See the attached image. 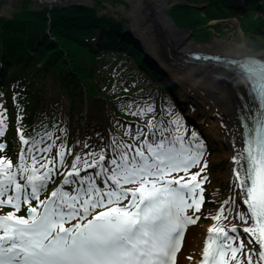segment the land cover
<instances>
[{
  "label": "snow or ice",
  "instance_id": "1",
  "mask_svg": "<svg viewBox=\"0 0 264 264\" xmlns=\"http://www.w3.org/2000/svg\"><path fill=\"white\" fill-rule=\"evenodd\" d=\"M244 70L252 78L250 93L258 102L255 110L244 113L252 106L242 99L238 112L242 146L232 161L233 190L239 188L245 210H237L233 196L213 217L217 221L231 217L241 227L213 225L197 264H264V79L256 78L264 74V65L250 63ZM154 113V106L133 113L152 118L137 125L134 136L129 127L132 142L116 146L113 158L106 161L103 150L76 155L71 171L45 200L41 193L65 163L64 146L46 160L45 154L56 147L52 133L25 139L19 132L27 147L18 163L0 157V208L14 209L0 214V264H176L186 227L199 220L187 210L198 213L204 202L207 177L202 173L207 163L197 172L191 169L201 164L206 147L195 131L187 135L174 110H166L168 119L157 120ZM6 118L0 111V138ZM6 147L0 143V150ZM181 172L183 176L178 175ZM128 184L138 187L126 188ZM22 205H27L26 217L16 215ZM249 221L251 225L244 226Z\"/></svg>",
  "mask_w": 264,
  "mask_h": 264
},
{
  "label": "trees",
  "instance_id": "2",
  "mask_svg": "<svg viewBox=\"0 0 264 264\" xmlns=\"http://www.w3.org/2000/svg\"><path fill=\"white\" fill-rule=\"evenodd\" d=\"M206 1L201 12L209 20L262 12L252 20L264 36V0ZM23 2L11 15L0 16V100L7 117L2 137L7 147L0 157L18 163L19 132L26 139L51 132L56 147L47 155L56 157L63 145L65 163L83 141L101 143L113 155L116 146L132 142L130 126L134 136L137 125L152 118L133 114L146 106L155 107L157 120L169 118L167 109L186 120L174 84L143 58L122 30V18L95 6L36 9ZM191 10L174 4L169 13L187 19ZM187 128L197 129L190 122Z\"/></svg>",
  "mask_w": 264,
  "mask_h": 264
},
{
  "label": "rangeland",
  "instance_id": "3",
  "mask_svg": "<svg viewBox=\"0 0 264 264\" xmlns=\"http://www.w3.org/2000/svg\"><path fill=\"white\" fill-rule=\"evenodd\" d=\"M24 0H0V16H9L11 13L19 8L22 7ZM28 3V6L31 8H41L42 6H39L35 0H26ZM161 4L156 0H59L61 3H80L84 4L86 6H95L99 13L106 14L108 16H123L125 18L124 24L129 27L132 26V23H135L136 25L133 26V28H137L135 30L136 35L140 38L141 43L144 45V48L149 52L159 63L164 65L166 68L168 74L176 81L178 84L177 87V94L178 98L180 100H185L186 102L182 101L185 105V113L191 112V114L194 116V119L196 122H198L196 119L197 116H201L206 123L209 122V120H212L214 113L208 110L207 104L202 103V98H208L209 100H212L215 97V94H213L211 91L204 92L207 89L201 88V91L203 93L200 95L197 94V91H199V88H197V85H195L194 77L195 79H199L197 76L199 74L193 73L191 70H187L186 67H183L181 58L182 56H185L183 53V49L189 47L193 43H198L202 45H209L212 43V41L216 38H219L221 40H224V44L221 47V51L223 53H230L227 51V47L235 45L234 52L237 50H243L245 52L249 53H257L260 51H264V36L260 35L258 32L255 31V24L253 23V20L258 14H262V12L257 11L253 16L248 15L244 16L245 18H242L241 16H233L231 18L228 17H222V18H215V19H208V17L201 12L203 10V7L207 3L206 0H160ZM123 6H122V5ZM160 4V5H159ZM174 4H188L191 6V17L187 19H182L181 15H177L176 13H172L171 17H173V22L169 19L170 26L176 28V26H181L184 28H187L189 30H182L180 33L177 32L175 29H171L167 24H162V18L164 15H167L170 12V8ZM204 4V5H203ZM27 5V4H25ZM161 6V7H160ZM166 6V7H165ZM126 13V14H125ZM114 18V17H113ZM199 18H202L199 20ZM156 21V24H151V22ZM171 22V23H170ZM161 25V27L158 26ZM176 25V26H175ZM159 28L163 31H160ZM167 36L168 42L167 44H163L162 40L165 39L163 36L165 34ZM178 35H181V42H180V55L175 54L173 57L170 54V51H168V48L171 46L173 47L177 42ZM159 38V40H158ZM161 49V52L159 51ZM195 74V75H192ZM194 76V77H193ZM209 79H213L210 77ZM213 85L217 89H222L227 92V95L229 96L228 100H233L232 102V113L233 118L237 119V114H235V100L237 99V93L236 95L231 94V92L234 90L233 88H226L224 87L221 82H218V80H215L212 82ZM216 88H213L214 90ZM189 95H186L187 93ZM200 92V91H199ZM186 93V94H185ZM203 95V97H202ZM216 101L217 98H214ZM219 102V101H218ZM237 102V101H236ZM237 104V108H238ZM0 106L1 100H0ZM192 110V111H191ZM0 111H4L3 107H0ZM83 113V112H82ZM161 118V117H160ZM85 118L83 119V122L85 123ZM225 122V121H224ZM199 123V122H198ZM200 124V123H199ZM223 125V120H222ZM203 126V125H202ZM239 127V124L235 123V128L237 129ZM224 128H226L224 126ZM191 130L188 131V135H191ZM198 134V133H197ZM234 134H240L239 129L235 131ZM238 136V135H237ZM40 137V136H37ZM200 137V135H199ZM26 139V138H25ZM239 136L234 139L233 144L238 143ZM0 143H6L4 139L0 138ZM21 148H20V155L22 151L27 147L22 144L21 140ZM203 143L205 147L207 146L206 141L203 140ZM211 149H206V153L204 157L201 160V164L197 167H193L191 169V172H197L200 170V167L203 166L204 162L208 163L207 167L204 169V172L202 173V176L207 177V181L203 184L204 187V202L201 208V211L198 213H194L192 209L187 210L188 215H192L194 217H199V220L195 224H190L188 231L183 239V244L181 246V249L178 253V259L179 255L181 253V250L186 248L187 241L190 237V234L193 233L196 230V227L198 224L203 220L206 222H216L217 220L213 219L215 215L218 214V210L221 207H227V205L224 204V201L229 199L230 197L235 196L236 203L238 205L237 210L243 209V204L240 200V190L239 188H236L235 191L233 190V183L231 179L228 177L229 169H230V163L228 156L224 153L227 152L228 149V143L224 145V147H221L216 142L210 141ZM85 142L82 143L80 149H78L72 156L71 160H67L65 165L69 167L70 169L67 171H62V173H59L58 176L55 174L52 177V181L48 184L47 190L42 192L40 195L41 200H45L48 198L49 194L56 188H58L63 179L65 178V175L67 172L71 171V165L76 155H83L85 153H99L101 150L105 153V160L113 158L112 156L107 155L106 148L102 146L101 143L95 142L94 144L87 145ZM238 145V144H237ZM217 153V154H216ZM46 155V154H45ZM234 157V156H233ZM51 156H47L46 160H50ZM96 159H99V156H96ZM42 161V162H46ZM29 167H32L31 160L26 161ZM51 166V165H50ZM65 166V167H66ZM36 167H39V164L36 165ZM199 168V169H197ZM89 172H92L93 169H89ZM234 169H232L231 174L233 175ZM42 174V172L40 173ZM81 175H84L82 172ZM174 176L177 174H173ZM178 175L183 176L184 173L181 172ZM234 177V176H233ZM171 178V177H169ZM234 181V180H233ZM126 188H136L138 185L135 184H128L125 185ZM36 205V202H32V206ZM25 207V206H23ZM35 207V206H33ZM6 209V210H5ZM14 210L11 206H4L0 208V214H8L13 212ZM17 215V214H16ZM19 216L26 217L27 216V209L23 212V210L18 211ZM17 215V216H18Z\"/></svg>",
  "mask_w": 264,
  "mask_h": 264
},
{
  "label": "bare ground",
  "instance_id": "4",
  "mask_svg": "<svg viewBox=\"0 0 264 264\" xmlns=\"http://www.w3.org/2000/svg\"><path fill=\"white\" fill-rule=\"evenodd\" d=\"M156 1H158L161 4L160 0H156ZM168 21H169V19L164 15L162 18V24H167L169 27H171ZM156 23H157L156 21L151 22V24H153V25ZM160 31H163V30H160ZM164 37H165V39L162 40V43L166 45L168 42L166 34H165V36H163V38ZM175 38L177 39V42H178L181 40V35H178ZM158 40H159V38H158ZM223 41L224 40L216 38L209 45H202V44H198V43L191 44L189 47L183 49V51H184L183 53L185 54V56H182V58H181L182 62L180 64H182L183 67H186L187 70L193 71V73L198 72L197 74H199V75L197 77L199 79H195V77L193 76L194 77L193 79L195 81V85H197V88H199V91H200V92L197 91L198 95H200L201 92L203 93V91H201V88H203V90L207 89L204 92L211 91L213 94H215L214 98H217V100L219 101V102L216 101L214 98L212 100H209L208 98H202V103L207 104L208 110L210 112L212 111L214 113V115H213L212 120H209L208 123H206V121H204L203 119H200V118H198L196 120L203 125L204 131L206 133H209L210 140L212 142H216L218 145H220L219 146L220 150H221V147H224V145L226 143L229 144L227 152H224V153L228 156L229 163H230V169H229L228 177H229V179H231L232 183L234 184V181H233L234 177L231 174L232 169H234V165H233L232 161H233V156L236 155L237 151L242 146L241 140H240L241 127L239 124V127L237 128V129H239V132H240V134H237L239 136V139L237 140L238 143H235V144L231 143L234 141V139L236 140V138L238 137L236 134H234L235 131L237 130L235 128V123L236 122L238 123V121H237V119L235 120L233 118V115L231 116L233 100L231 101V100L227 99L229 96L227 95L228 91H226V89L225 90H223V88L217 89L215 87V85H213L212 82L215 80H218V82H221V84H223L224 87H226L227 89L233 88L234 90L231 92V94L233 96V95H235V89L236 88L238 90H240L238 88V84H239L240 80L237 79L236 72L233 69H227V68L221 67L219 65L206 66L207 64H204L202 66L201 64L198 65L195 62L188 61L187 60L188 57L186 55V52L204 51L207 53H221V55H231L234 58L244 57V56H253V55L255 56L256 55L260 59H264V51H260V52L254 53V54L249 53V52H245L243 50H237L236 52H234L235 45H236V44H234L232 46L227 47V49H228L227 51H229L230 53H223V52H220L221 47L223 45H226V44H224ZM180 42L176 43L173 47L171 46V49L169 47L170 54L173 57L175 56V54L180 55V53H181L179 51L180 50V47H179ZM215 73H219V75L218 76L214 75ZM192 75H195V74H192ZM221 75L223 77H219ZM210 77H212L213 79H209ZM231 80H233V82ZM213 88H216V89L214 90ZM202 97H203V95H202ZM237 104H239V109H241V100L240 99L235 100V108H234L235 112H236L235 114H237V111H238ZM222 120H223V125H222ZM224 126L226 128H224ZM97 183H99V181H97ZM244 210H245V206L243 205V209H240L238 211H244ZM234 215H235V212L232 213V216H234ZM72 223H75V221H73ZM251 223L252 222L249 221V224L244 225V226H250ZM213 225H216V226L229 225V227L232 225H235L238 228L241 227L240 222L236 219H232L231 217L229 218V220H222V221H216V222H212V221L206 222V221L202 220L198 224V226L196 227V230L190 234V237L187 241V246H186V248L181 250V253L179 255V259H178V261H176V264H197V262L201 260V253H202L204 247L206 246L208 230L211 227H213ZM68 226L69 225H67V224L65 225V227H68ZM190 256L192 257L191 261L189 259H187Z\"/></svg>",
  "mask_w": 264,
  "mask_h": 264
},
{
  "label": "water",
  "instance_id": "5",
  "mask_svg": "<svg viewBox=\"0 0 264 264\" xmlns=\"http://www.w3.org/2000/svg\"><path fill=\"white\" fill-rule=\"evenodd\" d=\"M35 1L39 6L44 5L48 9L66 8V7H70L72 5H84V4H80V3H76V2L65 4V3L59 2L58 0H45V1L44 0H35ZM165 16L168 19H170L171 22H173L171 17L169 16V14H167ZM132 24L133 25L129 26V27H127L125 24H123L124 25L123 27L125 29L127 28V30H129L130 37H131L132 41L140 48L143 58L145 60H147L148 62H150L159 72H161L163 75H165V77H167L173 84L178 85L176 83V81L168 74L164 65L159 63L157 61V59H155L149 52H147V50L144 48V45L141 43L140 38L135 33V30H137V28H135V29L133 28V26L136 24L135 23H132ZM159 27H161V25ZM170 28L175 29L177 32H181L182 30H189V29L181 27V26H176V28L171 26ZM159 30H162V28L161 29L159 28ZM159 51L161 52V49ZM168 51H169V48H168ZM186 55L188 57V59H187L188 61L195 62L198 65L199 64H201L202 66L204 64H207L206 66L219 65V66L225 67L227 69H233L236 72L237 79L240 80V82L238 84V88L240 90H238L236 88L235 89V95L237 93V96L239 95L241 97V99H240L241 103H242L243 98H247L248 104L252 106L251 109H243V110L240 109L239 112L242 110L244 113H247L250 110H255L256 103H258V102L253 99L254 93H250V89L252 87V81L248 79V74L245 72L244 66L248 65L250 63H256L259 65H264V59H260L256 55L255 56L253 55V56H244V57L234 58L231 55H221V53H207L204 51H197L196 53L195 52H186ZM200 56L218 57L219 59L215 60V61H210V60H200V59L196 58V57H200ZM214 75L218 76L219 73H215ZM219 77H223V76L221 75ZM231 81L233 82V80H231Z\"/></svg>",
  "mask_w": 264,
  "mask_h": 264
},
{
  "label": "clouds",
  "instance_id": "6",
  "mask_svg": "<svg viewBox=\"0 0 264 264\" xmlns=\"http://www.w3.org/2000/svg\"><path fill=\"white\" fill-rule=\"evenodd\" d=\"M256 78H259V79H264V74H261L259 77H256ZM248 79L252 81V78L248 76Z\"/></svg>",
  "mask_w": 264,
  "mask_h": 264
}]
</instances>
